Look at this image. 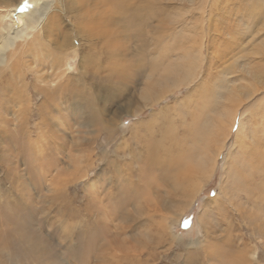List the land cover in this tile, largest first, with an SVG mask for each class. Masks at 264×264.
I'll list each match as a JSON object with an SVG mask.
<instances>
[{
    "label": "rangeland",
    "instance_id": "obj_1",
    "mask_svg": "<svg viewBox=\"0 0 264 264\" xmlns=\"http://www.w3.org/2000/svg\"><path fill=\"white\" fill-rule=\"evenodd\" d=\"M54 2L0 73V264H264V0Z\"/></svg>",
    "mask_w": 264,
    "mask_h": 264
},
{
    "label": "bare ground",
    "instance_id": "obj_2",
    "mask_svg": "<svg viewBox=\"0 0 264 264\" xmlns=\"http://www.w3.org/2000/svg\"><path fill=\"white\" fill-rule=\"evenodd\" d=\"M10 1H11V3L9 2L8 5L0 7V73H2V74L11 65V62H10L11 57H10V59L7 58L6 57L7 53H10V56H12L13 58L14 57H18V59H21L22 57L24 58V55L26 54V52L29 51L30 49H34L35 43L37 41L41 40V39L38 40V35L40 33H42V31L44 32L43 36L46 37V34L50 33V30H56L58 28L59 23H60V16H61V14L58 10L59 8H57L56 6L54 7L55 2H56V1L54 2V0H10ZM109 1L111 2L114 9L116 10L115 12L119 13V15L125 14L124 12L126 11L127 7L123 6L124 0H109ZM82 4H84V3H82ZM53 10L56 12H54ZM57 12H58V14H57ZM91 23L94 26H96L94 24L93 18H91L89 21V24H91ZM102 23L108 25V27H115L118 25H122L121 20L116 21V20H112L111 18H107L106 22H102ZM93 34L95 36H98L99 39H103L107 43H110L111 40H113V42H117V38H116L117 36L115 35L114 32L103 31V30L99 31L96 29L93 32ZM66 41H67V39H66ZM257 47L259 49L258 51H260L262 49V46H257ZM261 60L262 61L257 66L263 65L264 59L261 58ZM17 62L18 61H16V64H17ZM66 67H67V69H66V71L63 72V74H62L63 76L68 72V69H71L70 67H68V65H66ZM169 67H171V66H169ZM61 68H62V66H61ZM181 71H183V69ZM260 73H261L260 71H257V75ZM172 74H173L172 68L166 69L165 70V79H163L159 82H153L152 81V83H148L147 90L148 91H154L162 83L166 82L172 76ZM190 76H191V74H188V75L185 74L182 77V80L180 82H177L172 87H168L166 91L163 90V91L159 92L157 94V96L153 100H151V102H147V107L149 105V107L152 108L156 103L163 102L165 97H168L169 94H172L174 91L182 89L181 87H183L185 85L189 86L190 85V78H191ZM236 88L237 87H231L230 86L227 91L226 90L225 91H215V92L211 93V95H209L208 99L205 101V102H207L205 105H207L209 107V105H211L209 103L211 102V103H213L212 105L214 107H216L219 99H221L223 97H228L232 93L237 92L238 88L237 89ZM260 88H257L256 92H258V91L262 92L264 90V88H261V89ZM248 96L249 95L247 94L246 100L251 99L254 95H250L249 97ZM208 100H209V102H208ZM243 101H244V99H243ZM219 103H220V101H219ZM223 104H224L223 108L218 109L217 112L224 119V114L227 110V105L224 102L222 103V105ZM241 105H242V103L237 105V107L234 108L235 111H237V109ZM207 106L203 107V105H202L198 108V110L202 111L205 108L207 109ZM214 107L212 109V107L210 106V110L213 111L215 109ZM216 109H217V107H216ZM210 110L208 109V111H210ZM162 111H164V110H162ZM179 112L180 111H178V113ZM211 113H209V114H211ZM198 115L202 116V114L201 115L198 114ZM199 116H198V118H199ZM233 117H234V112H233ZM196 121H197V119H196Z\"/></svg>",
    "mask_w": 264,
    "mask_h": 264
}]
</instances>
